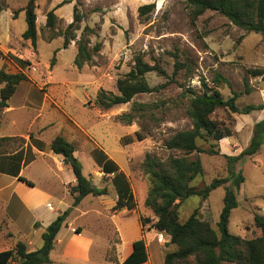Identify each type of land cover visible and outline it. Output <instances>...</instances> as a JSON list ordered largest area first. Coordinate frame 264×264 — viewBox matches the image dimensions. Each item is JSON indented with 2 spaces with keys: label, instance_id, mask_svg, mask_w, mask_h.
Wrapping results in <instances>:
<instances>
[{
  "label": "rangeland",
  "instance_id": "obj_1",
  "mask_svg": "<svg viewBox=\"0 0 264 264\" xmlns=\"http://www.w3.org/2000/svg\"><path fill=\"white\" fill-rule=\"evenodd\" d=\"M27 1L0 0L3 7L0 12V51L3 54L0 69L11 74L19 72L8 55L30 62L23 70L28 80L19 83L8 102L15 111L8 115L0 111V137L25 133L31 126L30 132H34L43 124L42 138L46 142L60 135L75 147L74 155L82 164V173L92 184L111 186V175L104 176L93 159V156L99 158L102 152L129 179L136 212L142 219L153 217L152 211L142 202L149 189L142 164L147 154L161 161L178 155L167 150L164 142L176 132L192 129L187 116L188 88L195 94H202L204 82L225 100L233 92L239 93L236 101L239 108L264 104V75L249 73L255 69L264 71V36L247 33L217 12L205 11L192 23L186 0H38L34 49L29 40L21 37L26 29L25 13L21 10ZM63 1L69 3L57 7ZM149 4H153L154 9L140 15L138 8ZM50 10H54L56 20L52 27H47L46 14ZM15 11H19L16 18L13 17ZM74 14L80 21L68 28ZM72 36L75 39L64 48V37ZM78 41L91 53L94 45H100V50L93 53L81 69L73 64ZM138 55L145 63L158 65L166 77L155 71L148 73L146 83L153 91L140 93L129 103L108 110L97 107L94 100L100 91L120 94L116 82L130 71ZM176 62L183 64V68L173 75ZM216 74L225 82L213 83ZM245 83L248 94L244 93ZM161 85L164 87L157 89ZM37 116L40 120L32 125ZM210 118L228 126L232 135L217 143L196 141L200 149L217 151L213 156L198 155L203 175L192 182L197 188L228 176L226 157L237 156L249 145L253 126L264 119V113L254 111L238 115L220 108ZM136 134L143 139L139 141ZM18 149L17 142L1 144L0 160L9 158L6 154ZM18 152L17 156L22 151ZM56 158L51 160L53 164L40 159L36 167L25 170L39 187L52 193L54 199L49 203L53 208L60 199L71 201V195H64L56 185L58 181L73 178L67 165L57 171L55 164L63 161L60 156ZM7 166L4 167L7 169ZM235 170L242 172L245 180L237 192L238 206L231 212L228 231L244 239H254L261 235V230L254 225V216L264 218V144L256 155L238 162ZM229 186L227 183L216 188L206 199L190 197L181 203L179 222L183 223L196 211L198 218L208 222L218 234L219 214L225 189ZM42 211L49 214L48 206L44 205ZM134 216L129 218L131 232L141 225ZM87 219L92 221L95 215ZM153 244L148 248L150 252L158 246L156 242ZM167 245H161L159 250ZM167 249L170 252L177 247L169 245Z\"/></svg>",
  "mask_w": 264,
  "mask_h": 264
},
{
  "label": "trees",
  "instance_id": "obj_2",
  "mask_svg": "<svg viewBox=\"0 0 264 264\" xmlns=\"http://www.w3.org/2000/svg\"><path fill=\"white\" fill-rule=\"evenodd\" d=\"M37 1L28 0L26 6L21 10L25 13L26 23V29L21 37L23 40H29L34 49L36 48L35 9ZM66 3L69 1H63L57 7ZM186 5L192 23L205 11H214L247 33H257L264 36V0H186ZM153 9V4L143 5L138 8V12L140 15H144ZM2 10L3 7L0 3V12ZM18 12L15 11L13 17L16 18ZM55 20L54 10L48 11L46 26L52 27ZM79 21V16L74 14L73 21L68 28ZM74 39L75 36L64 37L63 47L67 48L70 41ZM99 50L100 45L96 44L91 53L86 45L78 41L77 52L73 61L74 66L81 69L84 64L91 60L92 54ZM2 57L3 54L0 51V58ZM7 57L19 68V72L11 74L0 69V85L2 86L0 89V111L8 108V102L14 95L19 83L28 80L23 70L30 66L28 60H22L12 55ZM53 61L51 65H53ZM182 68L183 64L176 62L173 75ZM154 71L166 77L165 72L158 65H149L143 61L140 55L135 56L133 67L116 82L120 94L115 95L100 91L94 100V104L103 110H108L129 103L134 96L140 93L153 91L149 89L145 75ZM249 73L253 76L264 75V71L260 69L249 70ZM219 82H225V80L216 74L213 83ZM244 86V93L248 94L247 84L245 83ZM163 87L161 85L157 89ZM203 88L202 94H195L188 88L190 99L187 116L191 121L192 129L176 132L164 142L167 150L176 152L178 155H172L165 161H161L150 154L146 155L142 167L148 177L149 189L143 202L144 207L151 210L154 216L151 227L157 233L167 234L170 237L169 244L177 247L175 251L165 254L164 264H264V218L258 215L254 216V225L261 230V235L254 239H244L228 231L231 212L238 206L236 195L245 180L242 172H236L235 165L245 158L256 155L264 144V119L253 126L249 145L237 156L226 157L228 173L226 178L214 179L202 188L192 185L196 178L203 175V168L198 155L204 153L213 156L217 154V151L214 150L198 148L196 141L202 139L217 143L232 135L230 128L213 121L210 118L211 114L220 108L238 115H248L254 111L264 113V104L246 105L239 108L236 104L239 93L233 92L232 96L225 100L217 90L208 87L204 82ZM127 118L129 120L128 116ZM136 137L139 141L143 139L139 134H136ZM9 140L10 138H1L0 143ZM49 148L54 155L62 158L63 163L69 166L73 173L75 184L69 186V193L73 197L72 205L46 227L41 235L42 246L38 250L28 251L23 242H18L13 249L0 252V264H52L49 253L53 249L55 237L63 227L71 209L88 195L93 197L107 195L106 186H95L83 175L82 164L75 157V147L70 142L57 135L52 138ZM17 155L16 153L9 158L17 160L19 165L22 153ZM191 155L193 158H190ZM93 159L104 176L111 175L109 180L117 196L112 210L126 209L131 211L135 209L136 202L130 183L119 166L102 152L99 158L93 156ZM18 165L12 171L8 170L7 172L17 176ZM0 169L3 168L0 167ZM18 180L33 186L32 182L21 176H18ZM227 183H230V186L225 189L223 206L217 223L218 234L208 222L198 218L196 211L183 223L179 222L178 209L181 203L190 197L206 199L213 190ZM139 221L144 226L151 220L139 218ZM146 260L147 254L143 240H137L133 243L132 253L122 264H142Z\"/></svg>",
  "mask_w": 264,
  "mask_h": 264
},
{
  "label": "crops",
  "instance_id": "obj_3",
  "mask_svg": "<svg viewBox=\"0 0 264 264\" xmlns=\"http://www.w3.org/2000/svg\"><path fill=\"white\" fill-rule=\"evenodd\" d=\"M14 111L15 108L9 103L8 108L4 109L6 115ZM38 118L35 117L31 124L39 121ZM42 125L39 124V128L34 132H30L31 126L26 129L27 131L25 130V133L0 137V139L10 138L0 145L7 142L19 143V149L6 154L7 157L22 151L19 165L17 160L10 158L0 160V167L3 168L0 169V252L13 249L18 242H23L28 251L38 250L42 246L41 235L46 227L72 204L69 186L75 184L74 176L67 181H58V185L54 183L64 195L69 194L71 201L60 199L53 208L49 203L54 199L52 193L39 187L36 181L25 173L26 169L36 167L40 159L53 164L51 160H56L58 157L49 148L52 138L47 142L42 138L45 132ZM5 164H8L7 169L4 167ZM17 165V176L7 172L15 169ZM55 165L59 172L65 167L63 163ZM18 176L32 182L33 186L19 181ZM50 180L53 181L51 178ZM106 187L107 195L98 197L88 195L71 209L49 253L52 264H122L132 253L133 243L137 240H143L147 254V260L142 264H164L170 237L162 233V240L169 245L159 250L163 244L156 241L157 231L151 227L154 216L149 218L151 220L149 223L144 226L138 224L135 232H131L130 216L135 214L134 218H137V221L140 218L139 212H136L137 207L131 211L126 209L113 211L117 196L112 186ZM83 203L85 204L82 208ZM44 205L48 206L49 214L42 211ZM91 214L95 215V219L89 221L87 217ZM42 219L45 221H41ZM155 242L158 246H154L150 252L148 248ZM109 252H112V256H109Z\"/></svg>",
  "mask_w": 264,
  "mask_h": 264
},
{
  "label": "built area",
  "instance_id": "obj_4",
  "mask_svg": "<svg viewBox=\"0 0 264 264\" xmlns=\"http://www.w3.org/2000/svg\"><path fill=\"white\" fill-rule=\"evenodd\" d=\"M163 238V234L162 233H157L156 236H155V239L158 243H162V244H165V242L162 240Z\"/></svg>",
  "mask_w": 264,
  "mask_h": 264
}]
</instances>
